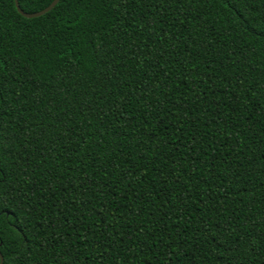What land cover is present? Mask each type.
Listing matches in <instances>:
<instances>
[{
	"label": "trees",
	"instance_id": "obj_1",
	"mask_svg": "<svg viewBox=\"0 0 264 264\" xmlns=\"http://www.w3.org/2000/svg\"><path fill=\"white\" fill-rule=\"evenodd\" d=\"M0 253L264 264V0H0Z\"/></svg>",
	"mask_w": 264,
	"mask_h": 264
},
{
	"label": "water",
	"instance_id": "obj_2",
	"mask_svg": "<svg viewBox=\"0 0 264 264\" xmlns=\"http://www.w3.org/2000/svg\"><path fill=\"white\" fill-rule=\"evenodd\" d=\"M58 2V0H52L47 6L43 7L42 9L40 10H37V11H33V12H26L24 10H22L18 4V1L17 0H14V4H15V7L17 9V11L22 14L23 16L25 17H35V16H39L45 12H47L48 10H50L56 3ZM0 259H2V264H3V256L2 254L0 253Z\"/></svg>",
	"mask_w": 264,
	"mask_h": 264
},
{
	"label": "snow or ice",
	"instance_id": "obj_3",
	"mask_svg": "<svg viewBox=\"0 0 264 264\" xmlns=\"http://www.w3.org/2000/svg\"><path fill=\"white\" fill-rule=\"evenodd\" d=\"M0 264H2V259H0Z\"/></svg>",
	"mask_w": 264,
	"mask_h": 264
}]
</instances>
